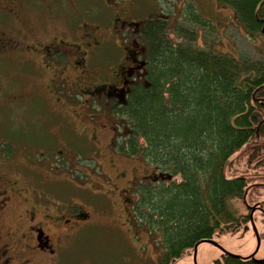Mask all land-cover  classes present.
Masks as SVG:
<instances>
[{
  "label": "trees",
  "instance_id": "trees-1",
  "mask_svg": "<svg viewBox=\"0 0 264 264\" xmlns=\"http://www.w3.org/2000/svg\"><path fill=\"white\" fill-rule=\"evenodd\" d=\"M217 1L248 36L264 38V0ZM207 26L190 4L172 25L164 16L144 21L143 80L113 113L129 130L119 140L123 154L157 175L135 186L131 211L158 238L159 264L202 240L243 231L250 182L264 171V55L235 59L200 48L196 28ZM212 264L264 261L224 254Z\"/></svg>",
  "mask_w": 264,
  "mask_h": 264
},
{
  "label": "flooded vegetation",
  "instance_id": "flooded-vegetation-1",
  "mask_svg": "<svg viewBox=\"0 0 264 264\" xmlns=\"http://www.w3.org/2000/svg\"><path fill=\"white\" fill-rule=\"evenodd\" d=\"M91 3L90 0H0V65L4 71L16 73H12L15 79H8L15 89L25 88L17 94L12 87L0 84V108L23 107L26 102L37 101L49 108L58 100L66 107L72 105L75 108L72 112L78 115L61 117V125H65L62 132L77 126L81 132L77 135L79 139L86 144L96 141V155L103 159L108 170L109 167L116 170L117 180L126 176L114 161L116 157L129 158L119 146V140L129 130L126 118L113 113L124 103L137 75L144 71V47L138 39L143 22L134 18L131 8L115 0H100L99 9L103 12L98 9V13L97 9H88ZM103 13L105 17L99 18ZM18 70L23 74L18 75ZM34 73L43 79L40 89L34 88ZM18 80L23 83L18 84ZM63 94L68 105L61 98ZM29 121L32 118L1 124L15 129L13 126ZM39 124L40 128L43 123ZM54 124L55 121L52 128ZM57 129V134H45L57 140L52 147L44 148L38 140L19 136L9 143L0 140V168L5 166L13 171L0 170V264H65L67 241L71 243L93 230L111 228L138 234V229L144 227L133 216L134 199L128 193L134 194L141 181L156 182L155 172L148 175V171L131 186V191L119 190L114 197L105 195L100 203H90L89 211L76 202L44 194L47 184L57 186L66 181L54 175L64 171L60 170V163L65 166L63 163L69 162L62 151L64 144H58L62 136ZM14 146L16 151L12 150ZM48 154L58 159L59 167L56 162L55 167L47 160L42 161ZM44 170L49 174L53 171L50 178L44 175ZM262 174L250 182L247 201L255 206L249 214L248 230L258 218L264 227V171ZM107 177L105 172L106 181ZM47 179L49 182L43 183ZM109 198H112L110 206ZM114 212L120 215L117 222L107 219Z\"/></svg>",
  "mask_w": 264,
  "mask_h": 264
},
{
  "label": "rangeland",
  "instance_id": "rangeland-1",
  "mask_svg": "<svg viewBox=\"0 0 264 264\" xmlns=\"http://www.w3.org/2000/svg\"><path fill=\"white\" fill-rule=\"evenodd\" d=\"M90 1L92 3L89 4L88 9L91 11L97 9L95 11L97 12L100 7V0ZM115 1L120 5L131 8L136 20L144 22L151 17L164 16L169 18V24L171 22V25L175 17L181 14V11L185 9L186 5L190 4L193 6L194 12L198 14L200 20L206 21L208 25L203 30L195 27L197 32L200 33L198 40V46L200 48H210L214 52L228 54L235 59L239 57L258 59L264 55V38L258 35L255 37L248 36L246 31L235 21L231 9L220 5L217 0ZM99 11L103 12L102 8L99 9ZM104 17L105 15L103 13L99 18ZM171 38L173 39L172 36ZM114 62L117 63V55H115ZM104 67L103 65V69ZM3 71V66L0 65V84L7 88L10 86L14 90L15 86L11 85L8 79H15V75L13 74L16 73H10V70L9 72ZM20 74L23 73L18 70V75ZM34 74V88L40 89L43 79H39V76L36 73ZM143 77L144 71L137 75L135 82L143 80ZM19 78L20 76H18V79ZM22 83L23 80H18V84ZM24 91L25 88L18 87L14 90V93L19 94ZM61 98L64 100L67 99L64 97V94ZM58 101L57 104H53V106L49 108L48 105H44L39 101L26 102L22 105L23 107L0 108V134L2 136L0 140H2V142L7 141L9 143L11 138L16 141L17 136H19L33 141L38 140L39 143H42L41 146L44 148L47 146L52 147L53 142L57 140H53V138L45 134H57V128H59L62 138H58V144H64L63 147L65 149L62 151L67 155L66 160L69 162L63 163L65 166H62L60 163L59 167V163L57 164L56 162L58 159L51 154H48L46 159L42 157V161L44 162L47 160L49 165H58L60 170L61 168L64 169L60 174L54 175L65 178L66 181L57 186L54 184H47L48 189L45 190V195L50 196L52 194L60 196L62 200L76 202L81 205L83 209L89 211L91 209L90 203H100L103 199L102 197H106L105 195L114 197L118 195L117 192L119 190L124 189L128 191L130 188L129 191H131V186H133L136 181L140 180L141 177L147 175L148 171H150L148 175L152 174L153 169L138 158L129 159L121 156L116 157L114 162L120 171L126 172V176L123 179L117 178V180H115L114 176L117 177L116 170L110 167L108 170V166L102 163L103 159L96 155V141L86 144L82 139H79L80 137H77V135H80L81 132L77 126H73L72 130L65 129L62 132L65 125H61V117L78 115V113L72 112V110L75 109L72 105L66 107L60 100ZM65 104L68 105L67 100ZM29 117L32 118L33 121H29L24 125L13 126L15 129H10L1 124L9 123L10 120L14 121L19 118H21V121H27ZM54 121L55 124L52 128L51 126ZM39 123H43L40 128ZM80 124L82 123L80 122L79 125ZM12 150L16 151V146H14ZM74 154L76 156H74ZM31 158L34 157L32 156ZM55 162L56 164L54 165L53 163ZM140 162L143 163V165H141ZM99 163H102V167H99ZM2 167L3 168H0L2 172H13L5 166ZM73 168H76V170ZM44 171V175L50 178V174L53 171H50V174L47 170ZM79 171L88 173V177L85 175L87 179ZM105 172L109 175L107 181L103 178ZM20 181H22V184H25L22 179ZM47 181L49 182V179L43 181V183ZM262 181L263 180L260 182ZM22 184L21 186H23ZM128 195L130 198L135 199L133 194L128 193ZM262 199L263 198H261V200ZM18 202L21 203V201ZM110 205H112V198H109V206ZM250 205L251 207L255 206L252 204ZM119 216L120 215L114 212L110 213L107 219L117 222V217ZM260 221H262L260 218H258L256 222L254 221V227L249 228L243 235L240 234L242 233L240 230L236 235L224 234L214 237L208 242L200 243L195 249V254L192 251H188V254H185L181 259L176 260L172 264H212L223 254L241 259L264 261V236L261 237L262 231L264 232V227L260 225ZM119 224H121V222ZM128 228L130 227L128 226ZM161 253L162 250L158 238L156 235L151 234L145 226L138 229V234L132 232L128 234L121 230L117 231L109 228V231L93 230L88 235H81L71 243L67 241L65 264H159Z\"/></svg>",
  "mask_w": 264,
  "mask_h": 264
},
{
  "label": "water",
  "instance_id": "water-1",
  "mask_svg": "<svg viewBox=\"0 0 264 264\" xmlns=\"http://www.w3.org/2000/svg\"><path fill=\"white\" fill-rule=\"evenodd\" d=\"M145 64V63H144ZM166 179H171V177L170 176H167L166 177ZM248 230V227L246 226V227H244V229H243V233L244 232H246ZM211 240V239H210ZM210 240H202L201 242H199L198 244H200V243H203V242H208V241H210ZM198 244H196L195 246H194V250H193V252H194V254H195V249H196V247L198 246ZM231 256V255H230ZM233 257H235V256H233ZM237 258V257H236ZM254 260V259H253ZM256 261V260H255ZM259 262H261V261H259Z\"/></svg>",
  "mask_w": 264,
  "mask_h": 264
}]
</instances>
